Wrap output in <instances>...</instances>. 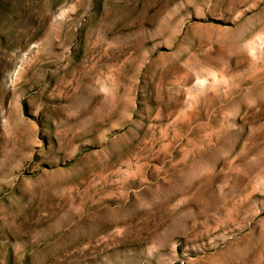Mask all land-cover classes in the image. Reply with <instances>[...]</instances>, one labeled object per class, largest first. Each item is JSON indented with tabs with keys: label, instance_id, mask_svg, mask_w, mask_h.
<instances>
[{
	"label": "rangeland",
	"instance_id": "rangeland-1",
	"mask_svg": "<svg viewBox=\"0 0 264 264\" xmlns=\"http://www.w3.org/2000/svg\"><path fill=\"white\" fill-rule=\"evenodd\" d=\"M0 264H264V0H0Z\"/></svg>",
	"mask_w": 264,
	"mask_h": 264
},
{
	"label": "bare ground",
	"instance_id": "bare-ground-1",
	"mask_svg": "<svg viewBox=\"0 0 264 264\" xmlns=\"http://www.w3.org/2000/svg\"><path fill=\"white\" fill-rule=\"evenodd\" d=\"M67 84H68V83H67ZM68 85H69V84H68ZM63 101H64V100H62V101H59L58 103H63ZM65 106H66V105H64L63 107H65Z\"/></svg>",
	"mask_w": 264,
	"mask_h": 264
}]
</instances>
